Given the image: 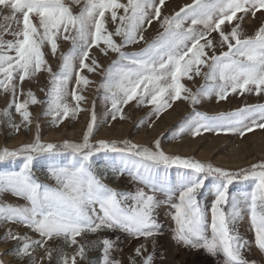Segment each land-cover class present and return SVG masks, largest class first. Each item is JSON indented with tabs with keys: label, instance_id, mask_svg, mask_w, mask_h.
<instances>
[{
	"label": "snow or ice",
	"instance_id": "6c2138e0",
	"mask_svg": "<svg viewBox=\"0 0 264 264\" xmlns=\"http://www.w3.org/2000/svg\"><path fill=\"white\" fill-rule=\"evenodd\" d=\"M165 4L166 0H0V9L9 11L0 17V93L11 96L8 108L0 113V123L15 132L29 129L33 105H44L43 115L51 116L56 125L70 115L75 117L86 101L82 92L93 83L85 71L102 75L99 88L110 102L113 120L117 115L123 119L124 106L133 100L152 105L159 116L181 99L195 106L212 95L218 101L232 93L264 95V22L252 35L242 27L246 17L264 14V0H194L172 15H163ZM154 21L162 31L147 43L144 33ZM212 33L218 39H209ZM5 35L12 39L5 40ZM62 40L72 45L66 53L59 51ZM140 43L147 46L138 52L125 51ZM93 47L101 56L111 53L117 59L105 69L91 55ZM217 47L227 51L217 54ZM45 48L53 57L59 56L58 71L49 64ZM40 73L49 78L44 100L24 89V82L34 81ZM201 75L206 83L196 92L182 82ZM209 80L213 83L208 84ZM13 111L21 118L19 123ZM95 123L93 110L92 122L79 143H45L37 134L31 144L0 149V197L8 193L24 202L0 200V228L4 229L0 240L14 243L0 257L14 256L20 264H51L55 252L57 264H78V260L94 264L88 252L98 250L96 264H123L112 255L119 251L120 237L114 234L122 232L155 244L164 228L159 210L167 205L175 224L172 238L182 247L203 250L218 264H258L244 253L253 243L264 253V160L227 170L169 155L160 140L151 147L128 141L93 143ZM184 123L194 136L202 131L243 136L264 129V104L217 116L194 112ZM101 153L118 154L120 164H101ZM17 160L20 166L10 167ZM37 165L45 168V179L53 183L37 176ZM173 167L183 170L176 183L169 180ZM108 173L116 178L127 174L142 187L118 191L104 182ZM236 181L251 182V190L230 194ZM206 182L214 194L210 207L203 202ZM158 193L165 198L158 199ZM245 220L254 241L241 235ZM8 225L27 232L20 234ZM87 235L98 238L81 244L78 237ZM56 240L73 247L74 254L69 257L62 247L47 246ZM154 257L144 243L128 260L129 264H154Z\"/></svg>",
	"mask_w": 264,
	"mask_h": 264
},
{
	"label": "rangeland",
	"instance_id": "374dc122",
	"mask_svg": "<svg viewBox=\"0 0 264 264\" xmlns=\"http://www.w3.org/2000/svg\"><path fill=\"white\" fill-rule=\"evenodd\" d=\"M126 2V0H122ZM194 0H166L165 7L162 12L163 15H172L179 11L185 5L192 4ZM74 11H79V8H74ZM9 14L7 9H0V17ZM264 22V14L257 12L255 17L248 16L243 22V30L247 35L254 34L258 26ZM0 23L3 20L0 19ZM235 23V22H234ZM112 25H109L111 30ZM202 27V26H197ZM162 31L158 21H154L152 26L144 33L146 42L151 43ZM218 39L217 33H212L209 39ZM5 40L12 39L10 35L4 36ZM147 43H140L125 49L128 52H138L147 46ZM72 45L69 41H60L61 53H66L71 49ZM227 51V48L217 47L216 52ZM46 58L49 64L52 65L54 71L59 70L61 60L59 56L53 57L49 50L45 48ZM91 55L98 58L100 63L107 69L111 63L117 59L115 54H109L104 57L93 47ZM204 73L208 72L207 68L203 69ZM89 79L93 81L82 94L86 97V101L81 104L82 111L78 112L75 117L71 115L63 120L58 125L54 124L51 116L43 115L44 105L30 106L32 113V124L29 129L21 128L19 132H15L10 126L0 123V149L7 147L9 149H18L25 144L34 142L37 134H39L42 142L45 143H63L65 141L79 143L82 142L83 137L87 133L89 124L92 122V113L95 111L96 123L93 129L92 142L99 140H106L109 142H116L122 144L125 141L133 144L151 147L156 140H160L162 149L169 155L180 156L182 158H189L199 160L201 162H209L214 166H218L227 170H239L247 168L251 164H255L264 160V129L256 128L251 132H246L243 136L238 133L229 132H215L202 131L200 135H193L192 132L185 125V121L193 116L194 112L205 113L209 116H217L222 113L233 112L245 105L264 104V95L256 96L255 94L244 93L243 95L232 93L226 100L218 101L215 95L208 98H202L200 104L193 106L187 100H177L172 104V107L161 112L159 116L154 114L152 105H138L135 100L129 102L123 108L124 118H117L113 120L110 114V102L104 100V91L99 88L102 82L101 74H89ZM185 86L196 92L206 81L203 75L196 77L193 80H183ZM212 84L213 81H207ZM49 87V78L47 73H40L34 81L26 80L24 82V89L32 90L36 93L40 100L46 98V90ZM44 89L45 91H42ZM11 101L10 94L0 93V113L8 108ZM74 103V101H70ZM14 120L19 123L20 117L13 111ZM0 119H3L0 117ZM101 164L108 166H118L120 164V157L116 153L99 154ZM20 166L19 160L10 167L16 169ZM37 176H39L46 183H53L51 180L45 179L46 170L44 167L37 165L35 168ZM183 170L176 167L169 169V180L176 183L179 172ZM106 184L118 191H128L133 189L136 185L130 176L127 174L116 178L112 174H106L104 180ZM207 188L205 190L204 204L210 207L214 198L209 190L212 185L206 182ZM251 182L236 181L230 186V194H238L240 192L250 191ZM147 191V189H145ZM178 195V194H177ZM158 199H164L163 194H157ZM0 200L6 203H24L15 196L5 193ZM159 221L164 225L163 235L159 236L155 244L151 240L135 239L132 236L116 232L114 235L119 236V251L112 253L113 257L122 260L123 264H129L128 258L133 255L134 250L140 244L147 243L148 252H155L154 264H218L211 256L207 255L203 250L197 251L191 248L182 247L173 238V229L175 227L174 221L170 215V209L167 205L159 210ZM14 231L24 234L27 229L16 225H8ZM241 235L248 240L254 241L251 232L247 230V221L245 220L240 225ZM4 235V229L0 228V237ZM105 235H111L106 233ZM96 235H87L78 240L81 244L89 243L96 240ZM53 249L63 248L65 254L71 257L75 249L71 246L64 245L63 241L56 240L49 242L47 245ZM14 247L13 242L5 243L0 240V253L9 252ZM245 256L249 259H254L258 264H264V253H262L253 243L250 248L245 251ZM38 255L44 256L43 252ZM88 257L94 264L100 257L98 250L88 252ZM4 260V264H20L14 256L8 255L0 257ZM23 264H27L26 261ZM51 264H57L56 253L53 254ZM78 264H88L87 260H78Z\"/></svg>",
	"mask_w": 264,
	"mask_h": 264
}]
</instances>
